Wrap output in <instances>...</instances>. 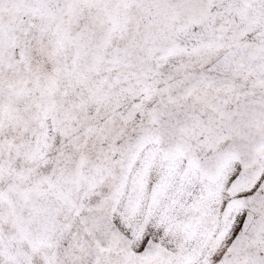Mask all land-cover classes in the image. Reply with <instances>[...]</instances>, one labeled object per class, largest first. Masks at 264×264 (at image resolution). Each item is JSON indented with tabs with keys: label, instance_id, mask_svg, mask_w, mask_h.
I'll list each match as a JSON object with an SVG mask.
<instances>
[{
	"label": "snow or ice",
	"instance_id": "6c2138e0",
	"mask_svg": "<svg viewBox=\"0 0 264 264\" xmlns=\"http://www.w3.org/2000/svg\"><path fill=\"white\" fill-rule=\"evenodd\" d=\"M0 264H264V0H0Z\"/></svg>",
	"mask_w": 264,
	"mask_h": 264
}]
</instances>
